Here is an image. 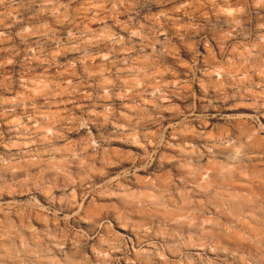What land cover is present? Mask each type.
Segmentation results:
<instances>
[{
  "label": "clouds",
  "instance_id": "1",
  "mask_svg": "<svg viewBox=\"0 0 264 264\" xmlns=\"http://www.w3.org/2000/svg\"><path fill=\"white\" fill-rule=\"evenodd\" d=\"M0 264H264V0H0Z\"/></svg>",
  "mask_w": 264,
  "mask_h": 264
}]
</instances>
